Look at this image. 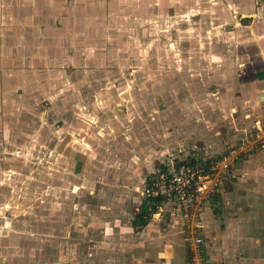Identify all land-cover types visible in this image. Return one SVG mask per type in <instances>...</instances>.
<instances>
[{"label":"rangeland","instance_id":"374dc122","mask_svg":"<svg viewBox=\"0 0 264 264\" xmlns=\"http://www.w3.org/2000/svg\"><path fill=\"white\" fill-rule=\"evenodd\" d=\"M250 1L0 0V264H93L101 214L131 219L148 198L180 211L147 188L227 140L209 107L230 113L239 92L223 48L238 41L242 64L263 46ZM232 112L234 135L254 120Z\"/></svg>","mask_w":264,"mask_h":264},{"label":"crops","instance_id":"0c3cea01","mask_svg":"<svg viewBox=\"0 0 264 264\" xmlns=\"http://www.w3.org/2000/svg\"><path fill=\"white\" fill-rule=\"evenodd\" d=\"M262 2L250 1L249 7L252 6L254 13L249 15L253 16V25H249L248 34L257 35L263 46L258 47L259 50L251 51L249 53L251 56L243 60L242 64L239 60L235 61L234 57L227 56L228 51L237 53L241 48L238 41L233 48L230 47L231 43L227 44L222 52L227 59L225 63L228 67L227 73L230 70H234L232 75L235 71L238 73L236 75L239 80L237 85L239 92L233 100L234 106L230 109L233 111L232 117L246 121L252 116L251 120H254L247 126H241L234 135L232 129L236 124L224 127L225 118L231 121V112L227 113L228 105L223 103L222 108L215 110V113L214 109L209 107V128L213 127L215 120H219L222 126L220 132H223L221 135L227 138L211 139L212 136H209L210 148L218 144V153L209 154L210 159H214L213 155L236 145L244 132L242 129L251 130L254 124H264V19L260 7ZM241 15L246 17L248 14L242 12ZM239 29H243L242 23ZM244 45L247 43L244 42L242 46ZM221 95H224L223 91ZM253 113L257 115L254 116ZM212 133L209 130V135ZM148 199L151 201L142 200L137 211L131 215V219H117L112 212L101 214L92 228L94 232L99 233L89 246L92 250L89 252L94 254L93 264H189L182 217L176 204L169 203L172 206L161 214L158 210L161 208L160 203L163 202L161 199L164 198H158L159 201L156 202L157 198ZM259 215L264 216V145L238 161L235 172L218 186L203 212L202 222L208 261L214 264H264V256L261 255L264 243L260 237L262 230L257 217ZM256 223L259 232L256 231ZM83 259L90 261L89 255Z\"/></svg>","mask_w":264,"mask_h":264},{"label":"built area","instance_id":"2783aa9c","mask_svg":"<svg viewBox=\"0 0 264 264\" xmlns=\"http://www.w3.org/2000/svg\"><path fill=\"white\" fill-rule=\"evenodd\" d=\"M264 145V124L244 130L236 145L219 159L202 158L200 162L179 158L164 163L154 172L150 197H166L175 201L183 220L184 240L189 264H214L207 258L202 214L218 186L235 172L238 161Z\"/></svg>","mask_w":264,"mask_h":264},{"label":"trees","instance_id":"16d2710c","mask_svg":"<svg viewBox=\"0 0 264 264\" xmlns=\"http://www.w3.org/2000/svg\"><path fill=\"white\" fill-rule=\"evenodd\" d=\"M160 199V198H159ZM159 199L157 198V200L155 199V201H159Z\"/></svg>","mask_w":264,"mask_h":264}]
</instances>
